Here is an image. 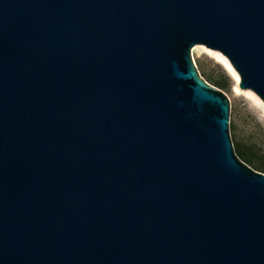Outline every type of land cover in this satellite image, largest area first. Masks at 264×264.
Instances as JSON below:
<instances>
[{
    "label": "water",
    "instance_id": "1",
    "mask_svg": "<svg viewBox=\"0 0 264 264\" xmlns=\"http://www.w3.org/2000/svg\"><path fill=\"white\" fill-rule=\"evenodd\" d=\"M195 46L264 103V0H0V264H264Z\"/></svg>",
    "mask_w": 264,
    "mask_h": 264
},
{
    "label": "rangeland",
    "instance_id": "2",
    "mask_svg": "<svg viewBox=\"0 0 264 264\" xmlns=\"http://www.w3.org/2000/svg\"><path fill=\"white\" fill-rule=\"evenodd\" d=\"M199 47L195 52H193V48L191 54L200 76H203L202 78L205 81L204 74L207 76L212 75L224 81V78L218 72L221 71L227 78L225 84L228 86V90L220 91L230 102V136L232 143L247 145L264 158V103L251 91L241 90L237 92L235 89L236 73L234 72V74L227 68L220 57L221 54L204 46ZM209 85L213 86L212 84Z\"/></svg>",
    "mask_w": 264,
    "mask_h": 264
},
{
    "label": "trees",
    "instance_id": "3",
    "mask_svg": "<svg viewBox=\"0 0 264 264\" xmlns=\"http://www.w3.org/2000/svg\"><path fill=\"white\" fill-rule=\"evenodd\" d=\"M222 78H224V81L215 78L212 75H205L204 78L209 84H212L217 89L222 91H227L228 86L225 84V80H227L226 76L223 72L218 71ZM203 77V76H202ZM234 152L236 156L239 158L241 162L249 166L250 168H253L254 171L264 174V158L259 155L258 152L251 149L249 146L244 144H233Z\"/></svg>",
    "mask_w": 264,
    "mask_h": 264
},
{
    "label": "bare ground",
    "instance_id": "4",
    "mask_svg": "<svg viewBox=\"0 0 264 264\" xmlns=\"http://www.w3.org/2000/svg\"><path fill=\"white\" fill-rule=\"evenodd\" d=\"M200 47L199 46H196L194 49H193V52L197 51ZM221 59L224 61L225 65L227 66V68L234 73V71L232 70L231 66L229 65V63H227L226 59L221 56ZM235 74V73H234ZM235 82H236V85H235V89L237 92H240L241 90L239 89V78L238 76L235 74Z\"/></svg>",
    "mask_w": 264,
    "mask_h": 264
}]
</instances>
